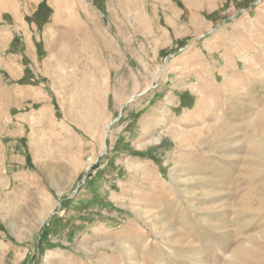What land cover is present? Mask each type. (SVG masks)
Here are the masks:
<instances>
[{
	"label": "rangeland",
	"instance_id": "1",
	"mask_svg": "<svg viewBox=\"0 0 264 264\" xmlns=\"http://www.w3.org/2000/svg\"><path fill=\"white\" fill-rule=\"evenodd\" d=\"M5 1L0 264H264V0Z\"/></svg>",
	"mask_w": 264,
	"mask_h": 264
},
{
	"label": "trees",
	"instance_id": "2",
	"mask_svg": "<svg viewBox=\"0 0 264 264\" xmlns=\"http://www.w3.org/2000/svg\"><path fill=\"white\" fill-rule=\"evenodd\" d=\"M49 16H50V8L47 5L46 0H41L38 3L35 11L32 13V17L26 18V20L28 22H35L40 29L42 24L48 20ZM12 42H13V40L10 43V47H11ZM10 47H9L8 51L13 52V51H11ZM36 48H37L38 54L41 55L42 48H41V42L40 41L36 42ZM25 69H26V71L28 70L26 67H25ZM24 78H25V76L23 75L16 82L21 83V84L26 83L27 81H24Z\"/></svg>",
	"mask_w": 264,
	"mask_h": 264
},
{
	"label": "crops",
	"instance_id": "3",
	"mask_svg": "<svg viewBox=\"0 0 264 264\" xmlns=\"http://www.w3.org/2000/svg\"><path fill=\"white\" fill-rule=\"evenodd\" d=\"M5 2H8V1L1 0V3H5ZM38 3H39V2H37V3L35 4V8L37 7ZM9 7H11V5L8 6L6 9H9ZM215 7L217 8V6H215ZM2 9H5V8H2ZM212 9H213V7L211 8V10H212ZM11 41H12V38L9 36V39H8V41H7V48H6V50L9 49ZM24 45H25V42H24ZM8 52H9V51H8ZM22 76H23V74H22L18 79H20ZM18 79H17V80H18ZM17 80H16V81H17Z\"/></svg>",
	"mask_w": 264,
	"mask_h": 264
},
{
	"label": "bare ground",
	"instance_id": "4",
	"mask_svg": "<svg viewBox=\"0 0 264 264\" xmlns=\"http://www.w3.org/2000/svg\"><path fill=\"white\" fill-rule=\"evenodd\" d=\"M8 6H10V3L9 2L1 3V0H0V7L1 8H5L6 9Z\"/></svg>",
	"mask_w": 264,
	"mask_h": 264
}]
</instances>
